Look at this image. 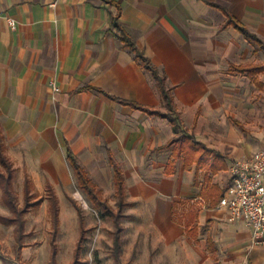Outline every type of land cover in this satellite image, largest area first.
<instances>
[{
  "label": "crops",
  "instance_id": "0c3cea01",
  "mask_svg": "<svg viewBox=\"0 0 264 264\" xmlns=\"http://www.w3.org/2000/svg\"><path fill=\"white\" fill-rule=\"evenodd\" d=\"M0 9L5 154L13 186L22 176L20 205L26 186L32 208L44 190L53 239L66 200L79 226L73 255L81 230L85 240L88 231L67 194L75 181L68 149L113 208L114 166L122 174L115 264L127 227L155 235L163 253L176 254L168 264H264V245L252 244L246 220L230 222L218 206L231 183L229 165L264 151V0H0ZM117 10L120 27L165 77L178 134L168 119L121 103L165 110L154 80L115 37ZM227 14L262 45L227 25ZM245 66L263 71H232ZM51 250L56 255L54 243Z\"/></svg>",
  "mask_w": 264,
  "mask_h": 264
},
{
  "label": "rangeland",
  "instance_id": "374dc122",
  "mask_svg": "<svg viewBox=\"0 0 264 264\" xmlns=\"http://www.w3.org/2000/svg\"><path fill=\"white\" fill-rule=\"evenodd\" d=\"M22 176L14 180L18 200L22 202ZM81 208L85 218V227L88 230L84 249L80 255L81 264H115L117 250L114 246V223L111 219H99L96 213L89 208L88 202L81 192L76 189L73 180L71 189L67 192ZM34 199L41 200L37 208H32L25 216V237L19 250L13 228L0 223V264H52L51 245L56 247L54 264H71L74 258V247L79 235L75 209L68 200L60 211V229L57 235L52 236L44 190L37 192ZM84 202V203H83ZM0 216H9L0 198ZM146 224H141V227ZM122 241V252L119 253L120 264H168L174 262L176 254L163 253L164 249L157 245L155 235L145 238L143 230L135 231L127 227ZM130 239L129 235H133ZM135 246L134 254L130 253ZM115 259V260H114ZM136 261V262H135ZM172 264V263H171Z\"/></svg>",
  "mask_w": 264,
  "mask_h": 264
},
{
  "label": "trees",
  "instance_id": "16d2710c",
  "mask_svg": "<svg viewBox=\"0 0 264 264\" xmlns=\"http://www.w3.org/2000/svg\"><path fill=\"white\" fill-rule=\"evenodd\" d=\"M118 12L114 16H112L111 25L113 29H115V37L116 39L123 44L125 48H127L134 56V58L140 63L143 69L149 74V76L154 80L163 102V106L165 108L164 111L158 110H149L141 108L133 103L121 102L123 104L130 105L134 108L143 110L149 114L157 115L161 118L168 119L172 125L173 131L175 134H178L181 130V122L174 106L173 98L171 95V90L167 89L165 85V77L161 74L155 66L150 62L148 58L144 56V54L136 47V45L131 41L129 36L125 33V31L120 27L118 23ZM227 25L233 26L237 31H239L242 36L251 43H256L258 45H262V42L252 33H250L247 28L233 19L230 15L227 14ZM232 71L239 73H246L250 77H253L259 72L263 71L262 67L259 66H245V67H234ZM188 144L193 146L190 143V138H187ZM66 160L71 169V172L75 178L76 189L83 194L85 200L88 202L89 208L92 209L99 219H111L114 223V246L119 251L118 246V236L121 232L122 228L120 226V220L122 217V210L124 208V185L123 178L120 170L114 166V184H115V196L117 198L116 207L113 208L108 205L107 201L102 198L101 192L97 190L95 184L89 178L85 169L79 165L77 159L74 155L67 149L66 150ZM14 179V169L11 161L5 154V146H4V138L2 135V131L0 129V198L3 206L7 209L9 216H0V223L5 226H10L13 228V233L15 234V238L17 243H19L18 248L22 247V240L25 237V215L29 212V210L36 205V203L31 201V194L29 190L26 189L24 191V199L23 203L20 205L18 196L15 192L13 186ZM49 203H50V214H51V222L54 231L57 230L58 227V208L56 205V199L49 193ZM76 209L79 213V220L81 224L83 223V219L81 216V208L74 202ZM85 242V231L82 229L79 240L77 242V246L74 253V258L71 264H81L80 255L84 249ZM52 264L55 261V255L52 254Z\"/></svg>",
  "mask_w": 264,
  "mask_h": 264
},
{
  "label": "built area",
  "instance_id": "2783aa9c",
  "mask_svg": "<svg viewBox=\"0 0 264 264\" xmlns=\"http://www.w3.org/2000/svg\"><path fill=\"white\" fill-rule=\"evenodd\" d=\"M2 17L0 9V19ZM6 20L9 28L14 30L15 21L8 16ZM50 85L56 93L55 83ZM228 174L231 183L218 206L227 210L230 222L246 220L251 229L252 244L264 245V151H256L247 158L232 162Z\"/></svg>",
  "mask_w": 264,
  "mask_h": 264
}]
</instances>
